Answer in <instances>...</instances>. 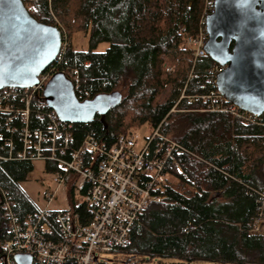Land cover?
I'll use <instances>...</instances> for the list:
<instances>
[{
	"label": "trees",
	"instance_id": "trees-1",
	"mask_svg": "<svg viewBox=\"0 0 264 264\" xmlns=\"http://www.w3.org/2000/svg\"><path fill=\"white\" fill-rule=\"evenodd\" d=\"M211 1L33 0L28 8L40 22L63 30L60 21L70 34L77 26L89 37L87 49H66L47 71L75 69L80 100L100 93L122 94L121 103L106 115V127L99 115L90 123L73 124L71 147L88 134L111 145L121 134L161 124L163 134L187 149L178 156L182 172L172 167L156 190L163 200L149 203L118 250L158 260L156 264L165 259L181 264H264V236L252 231L264 190V115L250 121L208 110L201 75L217 63L206 55L194 65L185 46V36L198 33ZM101 42L110 43L104 52L97 51ZM192 70L196 76H190ZM183 92L186 96L181 98ZM194 95L198 98L187 97ZM31 106V127L45 128L47 121L35 116L36 108L50 110L41 93ZM7 118L0 111V258L10 238L3 198H10L23 224L37 210L20 186L34 164L17 156L22 142L17 132L7 130ZM20 123L17 119L13 126ZM11 140L15 145L10 156ZM45 169L60 170L51 161ZM74 176L67 186L70 209L88 223L93 216L83 200L75 201ZM87 190L85 183L82 197Z\"/></svg>",
	"mask_w": 264,
	"mask_h": 264
},
{
	"label": "built area",
	"instance_id": "built-area-1",
	"mask_svg": "<svg viewBox=\"0 0 264 264\" xmlns=\"http://www.w3.org/2000/svg\"><path fill=\"white\" fill-rule=\"evenodd\" d=\"M22 1L30 8L33 0ZM211 2V7L202 16L198 33L185 36V46L191 51L194 65L207 55L205 45L208 34L205 24L207 16L214 10V0ZM60 31L62 44L59 57L71 47L64 31ZM225 68L217 63L206 69L205 77L201 75L203 88H208L202 96L208 103L207 109L228 112L234 117L250 121L260 116L232 104L221 94L217 77ZM168 69L173 70V67ZM55 72L45 70L39 75L38 84L32 87H7L0 90V110L11 112L8 129L12 133L17 132L22 142V148L17 152L19 158L32 162H57L61 167V170L53 172L57 189L67 187L71 174L78 176L77 181L88 184L83 201L93 217L89 225H82L79 215L71 209L52 210L47 207L44 210L37 208L29 216V221L23 224L10 198L5 196L2 208L10 238L3 244L0 264H17L15 255L19 253L31 255L32 264H62L68 261L75 264H105L101 262L99 254L124 247L130 231L140 221L149 203L163 200L164 197L157 194L156 190L170 176L171 168L182 172L177 159L187 149L160 132L158 127L161 124L152 127L142 138L133 131L121 134L113 144L108 145L88 134L78 147H71L74 123L64 122L54 110H42L40 107L36 108L35 116L46 120V126L32 128L31 103L40 93L43 97V90ZM65 73L73 82L77 80L75 69ZM190 76H196L193 70ZM184 96L183 92L181 98ZM187 97L198 98L196 95ZM17 119L21 122L18 127L13 126ZM7 143L11 156L15 143L13 140ZM85 156L90 159L89 165H86ZM262 169L264 173V164ZM57 189L46 195L48 205L53 201ZM262 197L253 231L264 236V190Z\"/></svg>",
	"mask_w": 264,
	"mask_h": 264
},
{
	"label": "water",
	"instance_id": "water-1",
	"mask_svg": "<svg viewBox=\"0 0 264 264\" xmlns=\"http://www.w3.org/2000/svg\"><path fill=\"white\" fill-rule=\"evenodd\" d=\"M207 55L226 66L218 77L221 94L250 113H264V0H214L206 18ZM62 37L58 26L38 21L22 0H0V90L28 88L57 60ZM46 105L60 120L85 124L106 115L122 101L118 91L80 100L73 80L55 72L43 90ZM17 264H32L29 254Z\"/></svg>",
	"mask_w": 264,
	"mask_h": 264
},
{
	"label": "rangeland",
	"instance_id": "rangeland-1",
	"mask_svg": "<svg viewBox=\"0 0 264 264\" xmlns=\"http://www.w3.org/2000/svg\"><path fill=\"white\" fill-rule=\"evenodd\" d=\"M209 3L210 0H205V4L208 5ZM58 25L63 29L71 48L80 50V49H87L89 47V37L88 34H86V32L76 29L77 28L76 26L74 27V30L71 31L70 34L69 31L66 29V27L60 23V21ZM109 46L110 43L101 42L97 46V51L104 52ZM150 129L151 127L149 125H143V127L136 130V133H138L142 138L148 134ZM33 164H34L33 171L28 174L27 179L25 181L20 183V186L25 191V193L30 197V199L33 201L36 207L40 210H44L47 207L52 210L70 209V200L68 197V190H67L68 187L66 188L59 187L57 189V183L54 181V174L53 172H48L45 169L44 161L36 160L33 162ZM74 178H75L74 175H72L69 178L68 181L69 185L73 183ZM170 180L172 183H177V180H175L172 177L170 178ZM262 183L264 185V178ZM56 189H57L56 195L53 201H51L50 204L48 205L46 195L49 193H54ZM74 198L76 202H81L83 199L79 191L75 193ZM99 256L101 262L105 264H156V262L158 261V260L155 261L144 260V258L141 256L132 257L131 255L120 251L104 252L99 254ZM163 264H181V263L171 259H167V260L165 259L163 261ZM196 264H207V263H196Z\"/></svg>",
	"mask_w": 264,
	"mask_h": 264
},
{
	"label": "bare ground",
	"instance_id": "bare-ground-1",
	"mask_svg": "<svg viewBox=\"0 0 264 264\" xmlns=\"http://www.w3.org/2000/svg\"><path fill=\"white\" fill-rule=\"evenodd\" d=\"M213 66H214V65H213ZM213 66H212V67H213ZM77 80H78V77H77ZM205 89H206V88H205ZM207 91H208V88H207ZM174 108H175V107H174ZM174 108H173L172 110H174ZM0 111L3 112L4 114H7V115H8V118H7V119H9V117H10V115H11V112H9V111H2V110H0ZM7 121H8V120H7ZM159 125H160V124H159ZM159 125H158V126H159ZM6 126H7V130L10 131V130L8 129L9 123H7ZM158 126H157V127H158ZM160 127H161V126L158 127V128H159V131H160ZM72 132H73V131H72ZM160 132H161V131H160ZM78 146H79V145H78ZM78 146H77V147H78ZM17 152H18V151H17ZM184 153H187V151H185ZM182 154H183V153H182ZM182 154H180V155H182ZM87 157H88V156H85V160L87 159ZM63 158L65 159V157H63ZM177 161H178V159H177ZM178 162H179V161H178ZM54 163H56V164L59 166V164H58L57 162H54ZM179 164H180V163H179ZM180 166H181V165H180ZM59 168H60V170H61V167H60V166H59ZM181 168H182V166H181ZM72 175H76V174H71V175L69 176V178H70ZM69 178H68L67 181H69ZM70 190H71V189H70ZM85 195H86V194L83 195V198L85 197ZM82 200H83V199H82ZM74 213H75V212H74ZM76 214H77V213H76ZM78 215H79V214H78ZM79 222H80L82 225H89V224L91 223V222L83 223V222L81 221L80 217H79ZM252 231H253V230H252Z\"/></svg>",
	"mask_w": 264,
	"mask_h": 264
},
{
	"label": "crops",
	"instance_id": "crops-1",
	"mask_svg": "<svg viewBox=\"0 0 264 264\" xmlns=\"http://www.w3.org/2000/svg\"><path fill=\"white\" fill-rule=\"evenodd\" d=\"M55 172V171H54ZM78 180V179H77ZM75 183V187H74V195L77 191H79V193L81 194V191L83 192V187L85 186V183H81V181H77ZM81 186V187H80ZM84 193V192H83ZM82 195V194H81ZM30 198V197H29Z\"/></svg>",
	"mask_w": 264,
	"mask_h": 264
}]
</instances>
